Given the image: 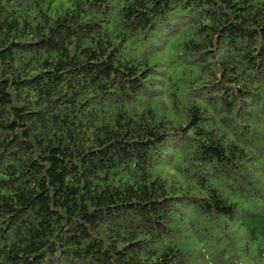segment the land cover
<instances>
[{"label": "trees", "instance_id": "1", "mask_svg": "<svg viewBox=\"0 0 264 264\" xmlns=\"http://www.w3.org/2000/svg\"><path fill=\"white\" fill-rule=\"evenodd\" d=\"M0 264H264V0H0Z\"/></svg>", "mask_w": 264, "mask_h": 264}, {"label": "rangeland", "instance_id": "2", "mask_svg": "<svg viewBox=\"0 0 264 264\" xmlns=\"http://www.w3.org/2000/svg\"><path fill=\"white\" fill-rule=\"evenodd\" d=\"M61 1H66V0H54V4H58L59 2H61ZM65 4H67L66 2H65Z\"/></svg>", "mask_w": 264, "mask_h": 264}]
</instances>
